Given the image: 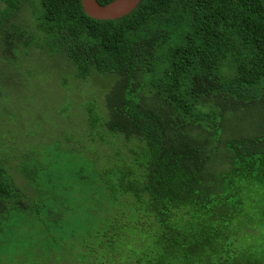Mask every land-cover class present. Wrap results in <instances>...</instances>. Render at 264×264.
Returning a JSON list of instances; mask_svg holds the SVG:
<instances>
[{"label": "trees", "instance_id": "1", "mask_svg": "<svg viewBox=\"0 0 264 264\" xmlns=\"http://www.w3.org/2000/svg\"><path fill=\"white\" fill-rule=\"evenodd\" d=\"M26 1L0 0L3 63L33 46L79 79L113 78L100 136L135 146L120 165L83 161L68 198L41 196L42 165L23 156L24 191L0 149V264H264V114L227 126L264 108V0H141L104 21L39 0L24 30Z\"/></svg>", "mask_w": 264, "mask_h": 264}, {"label": "rangeland", "instance_id": "2", "mask_svg": "<svg viewBox=\"0 0 264 264\" xmlns=\"http://www.w3.org/2000/svg\"><path fill=\"white\" fill-rule=\"evenodd\" d=\"M39 13H42L39 0L32 4L26 1L19 21L13 20V23L24 30L25 27L31 29L37 25ZM32 47L25 48V56L19 58L21 65L17 64L15 69L10 63L6 66L0 57V149L9 177L24 191L25 179L19 172L23 156L42 165L35 175L41 196L48 194L50 198L61 189L68 198L71 194L66 191L75 186L83 161H94L98 167H103L112 161L111 156L118 154L120 159L116 163L120 165L130 157L128 150L135 145L133 141L100 136L103 133L99 128L104 115L103 87L112 82L108 90L114 88L113 78L103 82L98 77L79 79L64 57H53L43 49L35 51ZM246 113L253 120L234 115L227 122L228 129L251 125L253 115L264 114V108L250 109ZM90 120L97 129H90ZM222 162L220 165L224 164ZM82 173L93 172L84 170ZM243 247L249 249L247 243Z\"/></svg>", "mask_w": 264, "mask_h": 264}, {"label": "water", "instance_id": "3", "mask_svg": "<svg viewBox=\"0 0 264 264\" xmlns=\"http://www.w3.org/2000/svg\"><path fill=\"white\" fill-rule=\"evenodd\" d=\"M141 0H114L107 5H100L96 0H81L84 12L96 20H116L130 14Z\"/></svg>", "mask_w": 264, "mask_h": 264}]
</instances>
